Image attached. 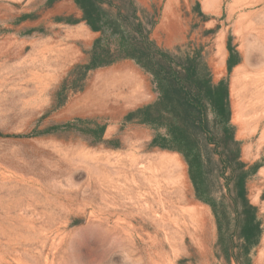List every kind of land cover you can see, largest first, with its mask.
Wrapping results in <instances>:
<instances>
[{
  "label": "rangeland",
  "instance_id": "374dc122",
  "mask_svg": "<svg viewBox=\"0 0 264 264\" xmlns=\"http://www.w3.org/2000/svg\"><path fill=\"white\" fill-rule=\"evenodd\" d=\"M102 1L134 5L160 51L197 53L215 83L227 81L241 159L257 167L246 185L260 236L245 256L235 193L212 170L208 199L229 211L226 260L183 159L151 147L157 131L124 120L145 106V84L150 103L158 96L133 61L91 71L73 91L68 72L89 62L101 35L58 22L81 18L71 0H0V264H264V0ZM102 38L112 49L119 41ZM227 40L239 63L229 73ZM75 120L80 130H54ZM97 126L101 141L88 134Z\"/></svg>",
  "mask_w": 264,
  "mask_h": 264
},
{
  "label": "trees",
  "instance_id": "16d2710c",
  "mask_svg": "<svg viewBox=\"0 0 264 264\" xmlns=\"http://www.w3.org/2000/svg\"><path fill=\"white\" fill-rule=\"evenodd\" d=\"M60 1L62 0H46V6L50 7ZM71 1L80 12L81 18L58 22H81L91 32L101 35L92 44L89 62L75 65L69 70L68 75H78L72 82L73 91L83 90L89 72L111 66L122 59L133 61L149 74L158 95L157 99L127 113L124 120L157 131L151 140V147L176 153L183 159L195 199L210 207L214 214L218 242L224 250L225 259L229 261L233 242H226L225 239V233L229 230L228 208L223 202L217 204L208 199L211 195L208 180L212 170L220 168L221 172L216 174L220 177L222 189L235 193L237 232L233 234L243 242L241 251L247 256L249 249L257 243L260 236V227L256 222L257 208L248 200L246 185L247 176L254 174L257 167L244 163L241 159V144L236 141L235 130L231 124L227 81L221 79L215 83L205 66H200L197 53L185 54L176 61L160 51L150 40L151 29H145V21L137 16L134 5H101L102 0ZM199 14L201 15L200 11ZM149 25L151 28L154 26L153 23ZM106 31L119 40L115 49L107 42L104 43L102 36ZM226 50V70L229 73L239 63L229 40ZM63 89L64 87L58 94L59 107L66 100V97L62 99ZM209 113L215 117L214 123L213 119H208ZM83 123L82 120H75L56 126L54 130L77 131L80 130L78 125ZM104 132V126H97L88 134L95 135L101 141ZM0 136L3 135L0 133ZM233 163L241 173L237 174Z\"/></svg>",
  "mask_w": 264,
  "mask_h": 264
},
{
  "label": "crops",
  "instance_id": "0c3cea01",
  "mask_svg": "<svg viewBox=\"0 0 264 264\" xmlns=\"http://www.w3.org/2000/svg\"><path fill=\"white\" fill-rule=\"evenodd\" d=\"M149 75V74H148ZM150 94L148 93V91H147V87H146V84H145V105H147V104H150ZM157 99V98H156Z\"/></svg>",
  "mask_w": 264,
  "mask_h": 264
},
{
  "label": "bare ground",
  "instance_id": "6f19581e",
  "mask_svg": "<svg viewBox=\"0 0 264 264\" xmlns=\"http://www.w3.org/2000/svg\"><path fill=\"white\" fill-rule=\"evenodd\" d=\"M145 101V100H144ZM169 159V158H168ZM165 160H166V158H165ZM168 162V161H167ZM173 162V161H172ZM115 175V174H114Z\"/></svg>",
  "mask_w": 264,
  "mask_h": 264
}]
</instances>
